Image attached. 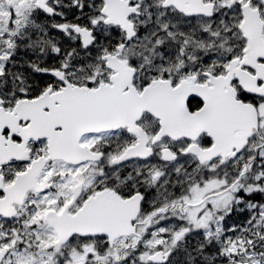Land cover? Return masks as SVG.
<instances>
[{
  "label": "snow or ice",
  "instance_id": "obj_1",
  "mask_svg": "<svg viewBox=\"0 0 264 264\" xmlns=\"http://www.w3.org/2000/svg\"><path fill=\"white\" fill-rule=\"evenodd\" d=\"M0 264H264V0H0Z\"/></svg>",
  "mask_w": 264,
  "mask_h": 264
}]
</instances>
